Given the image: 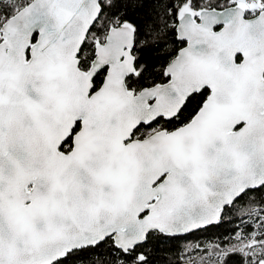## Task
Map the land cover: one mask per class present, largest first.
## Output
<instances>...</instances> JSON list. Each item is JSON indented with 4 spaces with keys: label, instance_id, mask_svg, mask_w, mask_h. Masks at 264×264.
Returning <instances> with one entry per match:
<instances>
[{
    "label": "snow or ice",
    "instance_id": "1",
    "mask_svg": "<svg viewBox=\"0 0 264 264\" xmlns=\"http://www.w3.org/2000/svg\"><path fill=\"white\" fill-rule=\"evenodd\" d=\"M225 210L188 264H264V0H0V264H149Z\"/></svg>",
    "mask_w": 264,
    "mask_h": 264
},
{
    "label": "trees",
    "instance_id": "2",
    "mask_svg": "<svg viewBox=\"0 0 264 264\" xmlns=\"http://www.w3.org/2000/svg\"><path fill=\"white\" fill-rule=\"evenodd\" d=\"M138 12L129 11L128 19L137 25L141 24ZM156 59L155 53L145 51L141 60L149 63ZM159 66V65H158ZM246 219V218H245ZM253 230L250 223L242 221L237 211L225 210L219 223L191 232L183 236H164L154 234L142 249L149 264H188L189 258L197 261L201 256L207 259V250L216 244L224 246L238 231L245 233ZM104 251V249H101ZM245 258L240 253H230L224 258V264H244Z\"/></svg>",
    "mask_w": 264,
    "mask_h": 264
},
{
    "label": "water",
    "instance_id": "3",
    "mask_svg": "<svg viewBox=\"0 0 264 264\" xmlns=\"http://www.w3.org/2000/svg\"><path fill=\"white\" fill-rule=\"evenodd\" d=\"M221 219H222V218H221ZM221 219L218 220V221H214L212 224L205 225V226H203V227H201V228L193 229V230H190V231H188V232L179 233V234L170 235V236H172V237L183 236V235L189 234V233H191V232H194V231H197V230H200V229L206 228V227H208V226H211V225L217 224V223H219V222L221 221Z\"/></svg>",
    "mask_w": 264,
    "mask_h": 264
}]
</instances>
